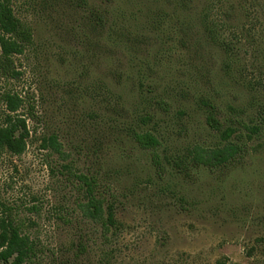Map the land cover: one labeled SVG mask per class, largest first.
<instances>
[{
  "label": "rangeland",
  "instance_id": "obj_1",
  "mask_svg": "<svg viewBox=\"0 0 264 264\" xmlns=\"http://www.w3.org/2000/svg\"><path fill=\"white\" fill-rule=\"evenodd\" d=\"M8 1L34 37L18 78L0 75L30 129L22 155L0 152V219L33 242L26 264H264V0ZM204 101L246 149L183 171L226 144ZM133 132L159 139L163 171ZM76 175L113 208L110 232Z\"/></svg>",
  "mask_w": 264,
  "mask_h": 264
},
{
  "label": "trees",
  "instance_id": "obj_2",
  "mask_svg": "<svg viewBox=\"0 0 264 264\" xmlns=\"http://www.w3.org/2000/svg\"><path fill=\"white\" fill-rule=\"evenodd\" d=\"M34 41L32 28L20 20L14 12L13 6L8 0H0V75L6 80H14L19 76L15 67V57L25 53ZM0 101L6 107L7 115L0 123V152H8L14 156L22 155L27 148L30 129L25 117L18 112L24 106L25 101L20 95L5 91L0 96ZM207 108V124L209 127L222 134L226 144L223 147L205 149L195 147L187 156L175 161V165L183 171L191 166L219 167L238 161L245 152L244 144H235L230 140L234 131L231 128L224 129L217 119L216 108L210 101H204ZM251 134H257V126H247ZM136 143L143 149L152 152L154 163L163 171V164L157 150L161 143L151 133L133 132ZM48 148L53 152L62 154V145L57 136L48 138ZM78 180L87 188L89 203L85 207L87 217L104 228L105 232L111 231L116 226L113 208L108 207L105 216V202L95 195L96 181L86 175H76ZM0 219V264H26L34 254V244L31 239L22 233L21 228L13 221L10 215Z\"/></svg>",
  "mask_w": 264,
  "mask_h": 264
}]
</instances>
